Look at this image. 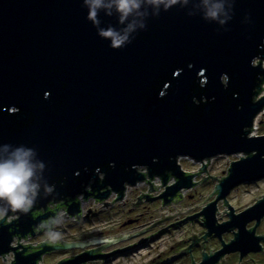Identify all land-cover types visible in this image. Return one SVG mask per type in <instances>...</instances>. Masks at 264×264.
Instances as JSON below:
<instances>
[{
  "label": "water",
  "instance_id": "95a60500",
  "mask_svg": "<svg viewBox=\"0 0 264 264\" xmlns=\"http://www.w3.org/2000/svg\"><path fill=\"white\" fill-rule=\"evenodd\" d=\"M199 3L161 10L131 44L115 49L87 19L84 0H0V149H34L51 189L41 191L29 212L0 219V256L14 252L10 264L114 243L46 240L30 252L22 240L45 231L40 225L59 211L51 203L79 218L82 195L103 201L115 192L122 199L127 187L159 178L167 186L161 197L170 203L194 184L183 157L204 170L214 157L245 154L231 160L215 187L217 199L202 212L211 232L222 231L218 201L235 186L264 178V134H254L264 113V0H225L223 24L205 19ZM100 19L104 27H120L115 16L101 12ZM13 214L18 217L9 222ZM263 214L264 196L233 220L244 225ZM252 238L242 231L222 253L258 249L244 245Z\"/></svg>",
  "mask_w": 264,
  "mask_h": 264
},
{
  "label": "flooded vegetation",
  "instance_id": "af4514ba",
  "mask_svg": "<svg viewBox=\"0 0 264 264\" xmlns=\"http://www.w3.org/2000/svg\"><path fill=\"white\" fill-rule=\"evenodd\" d=\"M202 167L198 171L184 169L188 173L195 174L192 180L194 184L190 188L181 189L179 194L168 204H165V199L161 197L166 192L167 186L162 183H150L148 180L136 185L142 183L147 185L139 192H136V186L127 187L122 199H118V194L115 192L103 201H99L95 197L80 196L81 216L79 218L70 216L64 204L51 203L49 209L58 208L59 211L55 216L44 220L43 223L52 220L59 222L61 218L73 219L74 223L72 224L87 223L102 217L106 213V209H115V207L122 214L125 213V217L116 220L112 225L107 220L105 224L101 222L103 226L97 232L89 234L85 231L82 237L75 239H68L60 235V238L50 242V245L59 244L61 241L88 242L93 238H114L116 240L114 243L103 241L85 247L53 250L44 253L39 264H58L60 261L75 258L85 259L80 264H123L122 259L131 255L136 256L137 253L142 255L140 257L142 259L138 263L132 262L131 264H264V214L259 218L254 217L247 220L244 225H239V222L233 220V216L242 213L255 203L238 210L229 201V196L235 189L255 181H246L235 186L226 199L218 201L216 226L222 231L220 234L215 231L211 232L205 224L206 218L202 212L217 199V194H214L215 187L221 179L228 175L230 167L225 172L226 175H222L220 178L212 174L207 175L209 172L208 165L204 170ZM216 180L218 182L214 185L210 195H205L206 197L202 201L194 202L197 197L196 192H200V188ZM260 180H264V178ZM175 181V179H172L170 184L175 183ZM156 186L159 188H156ZM130 188L132 192L129 195ZM89 200H93L94 205L98 208L89 206L84 210L83 205ZM222 206L228 207L229 210H222ZM36 212L42 213L45 211L37 210ZM231 213L234 215L232 216ZM12 216L18 217L14 214L9 216V222L15 219L10 220L9 218ZM185 226L190 228L186 236L180 234L178 237L175 235L176 238L173 235L170 239L166 237L168 233L172 234L173 231L177 233V230H181ZM54 230L60 234L63 231L58 224ZM242 231L252 234L253 237L251 241H247L244 245L256 246L258 249H249L246 252L239 249L222 253L224 249L232 248L230 247L231 244L236 239L237 234ZM44 236L45 238H43ZM30 239L32 241L29 243L33 247L30 252L40 249V243L49 240L45 235V231L40 232V230L37 231L35 236H30ZM17 240L16 237L15 241ZM15 241L13 245H17ZM11 254L14 255L12 262L15 259L14 252L0 256V258H5ZM56 256L61 257L57 258ZM53 258L54 260H52Z\"/></svg>",
  "mask_w": 264,
  "mask_h": 264
},
{
  "label": "clouds",
  "instance_id": "9594fccd",
  "mask_svg": "<svg viewBox=\"0 0 264 264\" xmlns=\"http://www.w3.org/2000/svg\"><path fill=\"white\" fill-rule=\"evenodd\" d=\"M189 0H84L88 9L87 19L96 27L98 35L110 41V47L119 49L132 43L134 34L146 29L147 19L159 16L161 10L168 11L175 5L186 6ZM196 7L207 20L225 23L228 13L225 0H200ZM117 18L120 27L102 26L100 13ZM190 15L192 13H189ZM45 165L37 158L34 149L24 145H4L0 149V217L9 211L27 213L36 203L41 191H51L43 179ZM58 221L40 225L49 242L58 240L55 231Z\"/></svg>",
  "mask_w": 264,
  "mask_h": 264
},
{
  "label": "rangeland",
  "instance_id": "374dc122",
  "mask_svg": "<svg viewBox=\"0 0 264 264\" xmlns=\"http://www.w3.org/2000/svg\"><path fill=\"white\" fill-rule=\"evenodd\" d=\"M254 134L255 135L264 134V113L261 114L260 117L258 118L257 127H256ZM242 156L244 157L245 154L240 153V154H231V155H220V156L210 159V163L208 164L209 173H207V175L208 174L216 175L218 178H220L222 175H226L225 172H227L228 168L230 167L231 160L232 161L239 160L241 159ZM208 161L209 160H207L206 163H208ZM180 162H181L182 167L188 171H197L198 169H200L201 166H203V163H197L194 160L187 158V157L181 158ZM216 182H218V180L212 181L205 187L200 188V192H196L197 197L195 198L194 202L202 201L206 197L205 195H210ZM156 183L161 184L160 180H156ZM146 187L147 185L145 183H142L136 186L135 190L136 192H139L141 189H144ZM131 192H132V189L130 188L129 195L131 194ZM263 195H264V180H260V181L258 180V181H255L254 183L244 184L240 186L239 188L235 189L230 194L229 201L235 208L240 210L249 205L256 203L257 199L261 198ZM83 206H84V210H86L87 207L89 206L98 208V206L94 205L93 200H89ZM116 208L117 207H115V209H110V208H108V210L106 209L105 211L106 213H104L102 217H99V219L92 220L91 222H87V223L81 222L78 224L77 223L72 224L74 223L73 219L67 220L65 218H61L58 222L59 228L63 229V231L61 232V235L68 239H71V238L75 239L78 237H82L85 231L89 234L97 232L99 228L103 226V223L101 222H104L105 224L106 220L109 221V224L112 225L116 220L118 219L121 220L123 217H125L124 215L125 213L122 214V212L118 211ZM221 209L229 210V208L226 206H222ZM3 217L4 216L0 217V219ZM12 218H15V216L10 217L9 219L11 220ZM189 230L190 228L185 226L181 230L180 229L177 230L178 231L177 233H175L174 231L172 234L168 233L166 237L170 239L172 235L173 237L175 235H177L178 237L180 234H184L186 236ZM43 238H45V236ZM31 241L32 239H29L27 243ZM16 243L17 241H15V244ZM141 256L142 255H139L137 253L136 256L131 255L129 257H126L125 259H122L124 262L123 264H131L132 262L138 263V261L142 259V258L140 259ZM13 257L14 255L11 254V255L6 256V259L0 258V264H9ZM56 257L59 258L61 256H56ZM56 257L55 259H57ZM52 260H54V258Z\"/></svg>",
  "mask_w": 264,
  "mask_h": 264
},
{
  "label": "built area",
  "instance_id": "2783aa9c",
  "mask_svg": "<svg viewBox=\"0 0 264 264\" xmlns=\"http://www.w3.org/2000/svg\"><path fill=\"white\" fill-rule=\"evenodd\" d=\"M262 95H264V92H263ZM256 127H257V124H256ZM255 130H256V128H255ZM254 132H255V131H254ZM156 180H160V179L157 178V179H155L153 182H156ZM160 182H161V180H160ZM22 242H23V243H27L28 241H26V240H22ZM17 244H18V240H17Z\"/></svg>",
  "mask_w": 264,
  "mask_h": 264
}]
</instances>
